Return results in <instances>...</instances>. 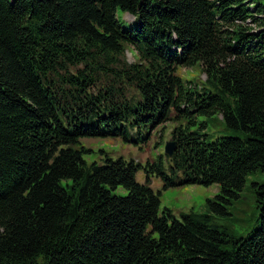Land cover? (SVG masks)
I'll return each mask as SVG.
<instances>
[{
	"label": "trees",
	"instance_id": "16d2710c",
	"mask_svg": "<svg viewBox=\"0 0 264 264\" xmlns=\"http://www.w3.org/2000/svg\"><path fill=\"white\" fill-rule=\"evenodd\" d=\"M119 9L136 25L123 27ZM197 64L206 79L184 80L178 69ZM215 114L234 135L209 140V120L198 116ZM169 120L171 173L163 155L149 162L165 186H220L205 211L181 219L160 214L151 176L136 177L143 164L110 156L87 164L80 140H129L131 130ZM260 170L264 4L0 0V264H264V181L251 187L250 236L232 237L215 221Z\"/></svg>",
	"mask_w": 264,
	"mask_h": 264
},
{
	"label": "rangeland",
	"instance_id": "374dc122",
	"mask_svg": "<svg viewBox=\"0 0 264 264\" xmlns=\"http://www.w3.org/2000/svg\"><path fill=\"white\" fill-rule=\"evenodd\" d=\"M253 4H264V0H253ZM118 18L125 28L136 25V18L130 12L119 9ZM127 47V59L132 62L136 59L137 52L132 45L129 44ZM178 72L184 80L193 81L194 84H201L206 79V74L200 64L192 67H180ZM198 119L199 121L209 120L208 126L203 131L207 133L210 141H215L223 135L235 134L233 129L227 127L221 114L210 117L200 115ZM175 125L174 120H169L155 128H152L151 125L144 127L140 133L135 135V130H131L132 134L128 135L129 140H126L124 135L81 137L82 144L89 148V150L83 152V158L87 164L93 162L104 163L107 156L113 159L123 157L126 160H134L136 163L143 164L144 166L138 170L136 177L139 182L144 183L147 180V175L151 176L150 186L155 191L161 192L160 214L165 208H169L181 219L183 213H189L192 210L205 211L206 200L215 198L220 193L218 183L208 186L197 183L165 186L164 179L157 175L158 171L155 167L149 165V162L159 161V155H163L166 171L171 173L170 161L164 153V148L166 142L172 140V130ZM194 128H197V126ZM178 176H180L178 180L183 177L181 173ZM262 181H264V171L260 170L249 174L243 190L240 191V197L234 199L232 204L228 205L230 214L215 216V221L221 225L223 230H227L232 237H248L257 226V203L251 187H253L254 182ZM65 182L66 180L63 181L64 184ZM115 192L126 194L127 190L124 187H119Z\"/></svg>",
	"mask_w": 264,
	"mask_h": 264
},
{
	"label": "water",
	"instance_id": "95a60500",
	"mask_svg": "<svg viewBox=\"0 0 264 264\" xmlns=\"http://www.w3.org/2000/svg\"><path fill=\"white\" fill-rule=\"evenodd\" d=\"M177 144L175 140H169L166 142L165 151L169 155H172L173 152L176 150Z\"/></svg>",
	"mask_w": 264,
	"mask_h": 264
}]
</instances>
